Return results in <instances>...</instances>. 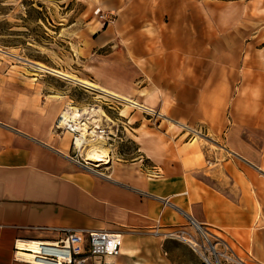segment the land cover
Returning <instances> with one entry per match:
<instances>
[{
  "label": "crops",
  "instance_id": "1",
  "mask_svg": "<svg viewBox=\"0 0 264 264\" xmlns=\"http://www.w3.org/2000/svg\"><path fill=\"white\" fill-rule=\"evenodd\" d=\"M198 52L157 39L120 63L101 54L94 59L101 63L96 83L147 106L130 118L103 111L97 124L109 128L110 138L118 130L132 134L152 165L146 177L136 169H122L123 179L94 171L72 151V136L64 132L52 143L40 128L31 132L25 121L32 114L20 104L25 76L0 73V264H16L17 238L55 236L44 227L117 230L123 237L117 264H177L169 257L177 237L169 234L185 231L199 241L197 225L251 264H264L261 61L257 81L242 76L235 91L230 71L229 84H218L215 70L203 75ZM192 246L190 253L200 255Z\"/></svg>",
  "mask_w": 264,
  "mask_h": 264
},
{
  "label": "rangeland",
  "instance_id": "2",
  "mask_svg": "<svg viewBox=\"0 0 264 264\" xmlns=\"http://www.w3.org/2000/svg\"><path fill=\"white\" fill-rule=\"evenodd\" d=\"M157 39L195 47L203 61V75L205 70H215L218 84H229L225 72L230 71L235 91L243 82L242 76L249 84L257 81L261 61L264 90V0H0V48L5 51H0V73L25 76L27 84L19 102L32 114L25 124L32 126L31 132L40 128L41 138L52 143L64 136V131H56L55 120L67 105L97 108L99 112L90 118L93 125L99 123L103 111L112 118L118 113L130 118L135 111L138 115L143 111L58 74L41 71L30 61L97 82L95 70L101 63L94 59L98 54L120 63L132 59L144 45L156 44ZM245 56L250 60L248 66L242 58ZM116 133L117 137L104 135L113 162L94 168L117 179H123L122 169H136L146 177L152 165L140 153L139 143L128 130ZM187 133L191 146H197L198 136L192 130ZM65 134L73 138L70 132ZM169 164L179 166L177 160ZM169 235L177 237L170 243L173 254H169L177 264H207L204 250H199L206 239L201 233L199 241L185 231ZM186 238L201 244L200 255L190 253L192 244ZM205 254L210 255L208 251Z\"/></svg>",
  "mask_w": 264,
  "mask_h": 264
},
{
  "label": "built area",
  "instance_id": "3",
  "mask_svg": "<svg viewBox=\"0 0 264 264\" xmlns=\"http://www.w3.org/2000/svg\"><path fill=\"white\" fill-rule=\"evenodd\" d=\"M92 110V109H91ZM55 122V129L70 132L73 135L72 144L76 154V140L81 131L75 122L61 125L60 118ZM92 115H86L81 121L90 122ZM93 126L92 124H90ZM95 129H99L98 125ZM91 130V128H90ZM105 130L100 129L99 132ZM86 164H88L86 162ZM44 230L55 234L50 239H22L14 241L13 259L15 262L27 264H117L116 259L122 254L123 237L120 231L106 229L74 228V227H44ZM172 236V235H170ZM173 237V236H172ZM205 239V238H204ZM204 253H210L207 264H251L243 259L235 248L220 238L201 243ZM203 252V251H202Z\"/></svg>",
  "mask_w": 264,
  "mask_h": 264
},
{
  "label": "bare ground",
  "instance_id": "4",
  "mask_svg": "<svg viewBox=\"0 0 264 264\" xmlns=\"http://www.w3.org/2000/svg\"><path fill=\"white\" fill-rule=\"evenodd\" d=\"M0 51L5 52L1 48H0ZM30 63H32V65H34L37 69L41 71H47V72L58 74L64 77L65 79H67L68 81H73L75 83L82 84L86 88L98 91V93H101L105 96L112 97L120 101H123L124 103H126L127 105L131 107H136V108H139L140 110L147 109L146 105H142L139 102L135 101L134 99L126 95L112 91L91 80L79 78L73 74L63 72L55 68L48 67L45 64H42L40 62L30 61ZM96 109L90 110L89 108L88 109L78 108L75 106L67 105V107H65L64 110L62 111L63 116L62 118H60V122H59L61 125H64L69 122H75V124H77V126L79 127V130L81 131V135L77 137L75 144H76V147L80 149L81 156L84 157L86 162L90 166L93 167L92 169H94V166L110 164L111 162H113L112 155H111L110 149L107 146L104 133L102 131L99 132V130L95 129L96 126H94L93 123H92L93 126H91L90 125L91 123L88 121H86L85 124L81 123L83 119H86V115H94V113L96 114V111L99 112V110H96ZM95 170L96 169H94V171ZM197 227L200 230L201 234L206 238V240L210 241L207 232L204 231L200 226L197 225ZM188 241L196 247H198V245H201V244H198L197 241H193V240H188ZM202 256L204 259H209L210 257L204 252H202Z\"/></svg>",
  "mask_w": 264,
  "mask_h": 264
}]
</instances>
